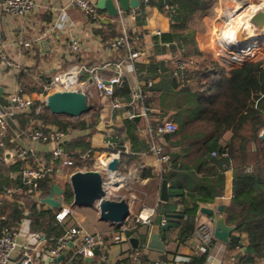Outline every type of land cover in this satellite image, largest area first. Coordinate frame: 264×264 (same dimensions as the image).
I'll list each match as a JSON object with an SVG mask.
<instances>
[{
  "label": "crops",
  "instance_id": "crops-1",
  "mask_svg": "<svg viewBox=\"0 0 264 264\" xmlns=\"http://www.w3.org/2000/svg\"><path fill=\"white\" fill-rule=\"evenodd\" d=\"M159 1L150 0L149 4L145 5L141 0L139 7L130 11H123L113 18V22L106 24L101 21L98 23L89 21L77 7L71 5L70 0H36V10L26 17L7 12L4 7V0H0V43L5 45L8 57L13 62L11 66L0 64V87L8 99L14 93H21L34 101L38 100L44 103V85L51 80L54 74L70 69L80 63H85L88 66L102 65L107 61L114 62L125 57L127 52L124 49L111 51L108 42L103 41L102 36L96 32L97 29L102 28V25L117 24L119 35L123 25L122 18H125V23L131 28V31L140 35L142 55L135 63V70L128 72L125 77V81L130 87V93L125 95L120 89L117 90V97L123 106L119 109H112L110 101L107 103L102 101L104 106L98 110L99 114L94 128L74 132L73 137L87 135L85 140L90 142L91 148L95 151L94 160L90 167L87 169L76 168L74 172L97 169L95 165H99L104 158H111L118 156V153H122L123 158L120 155L118 156L121 161L116 176L118 183L115 187L110 185L109 188L114 197H124L130 203L131 217L140 212L148 215L152 213L153 220L152 224L142 223L140 226L133 228L134 231L130 234L125 232L124 241L119 243L114 240V235L120 230V226L109 221L100 220V214L96 207L74 206L72 188L71 199L67 198L66 193L62 195L63 203L60 209H48V206L41 200L48 194L42 196V191L36 189L33 184H25L22 171L27 166L38 167L42 163H51L53 160L49 146L33 141L28 136L29 127L40 122L33 119L31 124L26 127L27 130H23L18 125L19 122L16 119L18 115H16L0 123V233L6 227L17 229L20 232V241L32 245L45 238L46 244L42 248L44 250L49 249L53 245L47 238V234L33 227L31 206L36 205L38 209H44L55 214L64 207H71L72 213L66 220L59 222L56 219L59 223H66L67 227H65L64 232L72 227L79 226L89 232L104 234L105 252L108 254L111 264H116L118 261L125 259L128 250H130V253L127 262L128 264H134L131 260V254L136 248L132 246L130 241V237L133 235H137L139 238L137 248H143L142 260L138 264H158V261L163 258L175 259L182 264L194 255L203 252L195 251L196 241L192 235L196 227L189 234L177 218V215L183 213L188 202H190L189 189L186 188L184 191L182 189H172L170 188V182L167 180L169 200L167 202L162 201L161 195L165 180L162 177L164 162L159 161L154 155L151 149L152 143L157 142L165 145L173 157L178 156L179 164L183 162L189 165L188 168L184 169V176H191L189 180H191L192 186L199 178L215 181L217 176L224 174L222 194L216 197L215 202L202 203L200 208L204 206L217 210L219 205L223 207L224 203L226 204L231 200L233 197L234 169L233 167H226L222 171L212 162L202 165L200 171L195 169V165L202 158V152L196 151V147L201 145L212 133V125L209 123L195 122L196 124L190 131V139L182 138L181 134L173 135L170 138L161 134H150L148 129L150 126L155 127L163 119H171L178 125L180 124L172 118L176 111L168 107V104L170 105L173 102L172 99H174V94L177 91L175 80L180 79L174 74L178 62L189 58H193L197 62V66H190L184 71L183 79L181 78L180 81L188 77V71L198 69L200 64L202 65L204 62L217 61L222 67L230 69L231 62L223 55L222 47L219 40L216 41L215 36L217 32L226 28L224 20L230 17L224 15V11L236 5V3L242 4L250 1L252 4H249L257 9L256 14L264 15V0H201L206 4L207 12L200 14V16L205 17L209 29L204 34H199L193 31L188 22L187 28L179 30L181 33L180 39L174 40L164 39V36L173 34L172 25L174 21H172V17L177 13L178 6L175 4V11L170 12L165 9V3L168 2H164L163 8H160ZM209 8H214L219 15L216 18L210 16ZM64 12L69 16L73 26L58 24ZM229 23L234 25L236 22L231 20ZM210 27L212 28L210 29ZM157 30L162 33L157 34ZM189 33L193 34L191 37L193 42L191 43L189 40L190 43L185 45L184 37ZM74 35L81 40L80 53H74L71 49V39ZM23 41L32 42V46L26 47L22 43ZM251 61H261L264 66L263 39H258V44L254 45V53L246 63ZM246 63L239 64L237 67ZM115 72V69L111 68L103 70V75L109 77ZM89 77V74H84L82 80L87 81ZM195 79L197 78L193 76L188 81L196 86ZM20 81L26 87L22 88ZM148 81L153 82L150 89L147 87ZM136 87L148 90L149 93L153 92L154 104L147 105L146 99L144 102L137 101L132 106H125L131 100V91ZM193 90L194 92H201L203 89L194 87ZM161 97L162 99H160ZM11 105V103L0 104V110L10 108ZM143 106L151 107L154 111H150L146 116L139 114L141 117L139 120H135L139 115L133 119L127 117L128 110L133 113H140ZM126 119L133 120L135 125L129 128ZM230 137L231 132H227L221 143L226 144ZM253 148L255 149V145H253ZM20 149H33L28 160L18 159L15 155ZM56 166L58 165L56 164ZM69 172L72 171L69 170ZM142 172H147L151 176L141 178ZM48 178L52 179L50 191L51 185L54 183H58L64 189L66 184L70 185L68 177H60L58 174H54L40 180L38 186L41 181ZM187 179L188 177H186ZM61 181H65L63 185H61ZM130 183L135 185V190L133 188L129 189ZM181 193L185 194L184 198L180 195ZM161 203H169L174 211V213L172 212V222L167 223L165 229L162 227L164 225H161V237L165 243L164 251L148 247L150 231L157 219L160 207L164 206L165 208V205L160 206ZM15 206L22 211V217L17 220L12 216ZM200 208L195 215L196 226L198 223L212 218L201 213ZM216 213L224 215L222 211L217 210ZM8 217L11 219L9 218L8 225H5L3 222H7ZM186 217L185 214L184 219ZM212 220L214 228V219L212 218ZM168 224L169 226H167ZM233 234L241 235L243 245L246 244V232L235 231ZM52 240L54 241V239ZM226 244L223 243L220 246L217 243L213 256L209 258L208 253L205 264H264V258H255L251 262H246V251L242 246H236L232 249L228 248ZM75 250L76 245H72L61 262H50L49 264L66 263V260L74 255ZM89 258L91 260H87ZM46 259L42 260V264H46ZM10 264H15V261ZM78 264H102V253L99 251L94 257L86 259L79 257Z\"/></svg>",
  "mask_w": 264,
  "mask_h": 264
},
{
  "label": "trees",
  "instance_id": "trees-1",
  "mask_svg": "<svg viewBox=\"0 0 264 264\" xmlns=\"http://www.w3.org/2000/svg\"><path fill=\"white\" fill-rule=\"evenodd\" d=\"M164 2L178 6L177 13L172 17L173 34L164 36L167 40L180 39L179 30L187 28V23L191 18L207 12L206 4L201 0H160L158 2L160 8H163ZM116 25H102V28L97 29L96 32L102 36L103 41L109 43L118 35ZM192 36L193 34L189 33L184 37L185 45L193 42ZM193 76L197 78L195 79L196 86L188 81ZM22 83V88L26 87ZM175 86L177 91L172 99L173 102L168 104V107L176 111L172 118L180 123L179 129L174 133L164 135L170 138L181 134L182 138L190 139L191 128L197 122L212 125V133L196 147V151L202 152V158L195 165V169L200 171L201 166L207 162H212L222 171L226 167H233V197L228 203H224L222 212L229 224L236 225L237 232L247 233V241L243 245L241 235L232 234L231 243L226 245L232 249L236 246L246 248V262H251L255 258H264V141L260 138L264 130V66L262 62L251 61L230 69L222 67L217 61L204 62L198 69L188 71L186 79L182 81L176 79ZM194 87L203 90L194 92ZM119 89L125 95L130 93L127 82L117 90ZM154 102V93L150 92L146 104L153 105ZM90 113L95 116V120L91 122L83 118L57 115L53 114L43 102L36 100L29 110L16 116V119L20 129L23 130H27L26 127L33 119H36L40 122L35 123L38 127L47 128L53 125L74 135L75 131L94 128L99 112L93 110L84 115ZM126 123L129 128L135 125L130 119H126ZM227 132H231V137L226 144H222L221 140ZM86 137L87 135L73 137L65 147L68 157L74 162L69 168L71 171L76 168L87 169L93 163L95 151L91 148L90 142L85 140ZM168 150L164 145V152L169 154V160L163 163L162 177L170 182L172 189L183 191L186 188L189 189L190 202L185 211L177 215V218L186 232L191 234L196 227L195 215L200 205L215 202L216 197L222 194L224 174L217 176L215 181L199 178L192 186L189 180L191 176H184V169L189 165L183 162L179 164L178 156L173 157ZM213 151H217L218 155L212 156ZM224 151L228 152V156L222 155ZM120 157L123 158L122 153ZM248 166L252 167L251 171L247 170ZM150 176L151 174L142 172L141 178ZM186 177H188L187 180ZM51 182V178L40 182L38 189L42 191V196L50 193ZM65 193L67 198H72L71 190L65 188ZM180 195L185 197L184 193ZM161 205H165L164 216L168 220L167 223H171L172 212L174 213L172 206L169 203H161ZM31 208L33 227L45 232L50 243L54 245L52 239L55 240L65 233L66 223H59L54 212L38 209L36 205H32ZM185 214L187 217L184 219ZM12 216L16 220L19 219L22 217V211L15 206ZM9 218L7 222H3L5 225H8ZM138 226L140 224L135 225V227ZM162 227L166 228L165 225ZM133 231L132 228L127 233L130 234ZM126 253L127 257L116 264H128L130 250ZM207 255L208 251L205 250L182 264H205ZM74 260L76 264L79 263V257Z\"/></svg>",
  "mask_w": 264,
  "mask_h": 264
},
{
  "label": "built area",
  "instance_id": "built-area-1",
  "mask_svg": "<svg viewBox=\"0 0 264 264\" xmlns=\"http://www.w3.org/2000/svg\"><path fill=\"white\" fill-rule=\"evenodd\" d=\"M150 0H143L145 5H148ZM71 5L77 7L91 22L98 23L103 14L97 7L95 0H70ZM250 1L242 4L236 3V5L227 8L224 11V15H228L224 20L225 29L221 30L218 39L219 44L222 47V53L231 62V68L237 67L246 63L254 53V45L258 44V39L264 40V34L258 36L255 33V28L258 25L253 21V17L256 14L255 7H252ZM249 4V5H248ZM256 5V3H254ZM262 6V5H261ZM5 10L11 14L26 17L32 14L37 7L36 0H4ZM262 8V7H261ZM165 9L170 12L175 11V4L165 3ZM236 11V12H235ZM232 12H235L232 14ZM122 13V12H121ZM120 13V14H121ZM237 18V20H236ZM125 18H122V29L120 34L109 41V49L111 51H119L124 49L127 54L118 61H107L102 65L88 66L85 63L74 65L72 68L62 70L51 78L44 85V94L53 90H73L78 86L83 85L86 81L82 80L84 74H89L94 78V81L99 90L101 99L107 103L110 101L112 109L121 108L122 102L117 97V89L124 85L125 77L128 72L135 70V63L142 55L140 49V35L131 31V28L125 23ZM231 20L236 21L234 24L236 29L231 31L229 28V22ZM61 26L69 24L73 26L69 16L66 12L61 16ZM232 25V26H234ZM233 28V27H232ZM157 34H161L160 30L156 31ZM248 40V41H247ZM250 41H252L250 43ZM26 47H31L32 42L23 41ZM71 49L74 53H80L81 40L77 36H72ZM0 64L12 65V60L8 57L5 49V45L0 43ZM197 66V62L193 58L186 60H180L177 64L175 76L183 79V73L190 66ZM115 69V73L109 77L103 75V70ZM153 86L152 81L147 82V87L150 89ZM149 96V91L143 88L136 87L131 91V100L127 102L125 106H132L137 101H145ZM11 101V107L0 110V123L7 118L15 117L29 110L34 100L21 93H14L9 96ZM140 113H133L128 110L127 117L130 119L141 114L146 116L150 111L154 109L151 107L143 106ZM179 129V125L171 119H163L153 127L150 126L148 131L150 134H170ZM28 136L31 140L47 144L49 146L50 153L52 155V162L49 164L42 163L38 167L27 166L22 171L25 184H33L36 189L40 180L47 176H53L58 174L60 177L69 178L74 171L69 172V168L73 165V160L70 159L66 152V145L73 139V135L67 133L64 130L59 129L57 126H48L47 128L38 127L33 125L28 129ZM151 149L154 155L159 161L169 160V154L164 152V145L161 143L153 142ZM33 149H20L16 152L18 159L28 160L29 155ZM118 156L120 153L117 154ZM213 156H217L218 152L213 151ZM222 155L228 156V152L224 151ZM111 158H104L99 165H95L97 169L105 171L107 164ZM56 164L58 166H56ZM248 171H251V167H247ZM110 197H114L113 192L108 188ZM72 213L71 207H64L56 212V219L59 222H63ZM152 213H149L146 217L140 212L133 217L129 216L120 226L114 235L116 242H123L125 232L131 230L136 224H152ZM167 218L163 216L162 225H166ZM193 238L196 241V252L207 250L209 258L214 254V248L217 243L223 245L224 242L218 240L214 236L213 220L209 218L205 221L198 223L193 233ZM72 243V244H71ZM46 244V239H42L38 243L32 245L20 241V232L13 228H4L0 233V264H10L15 261V264H42V260L46 257L58 258L62 254H65L67 250L76 245V250L72 257L66 260V263L73 264L74 258L81 257L86 259L88 257L95 256V250L97 249L102 253V264H111L106 251V241L104 234L100 232H89L82 227L75 226L68 229L62 236L54 240V245L44 250L42 247ZM143 248H136L131 254V260L134 264H138L142 260ZM66 257V255H65ZM158 264H181L175 259H161Z\"/></svg>",
  "mask_w": 264,
  "mask_h": 264
},
{
  "label": "water",
  "instance_id": "water-1",
  "mask_svg": "<svg viewBox=\"0 0 264 264\" xmlns=\"http://www.w3.org/2000/svg\"><path fill=\"white\" fill-rule=\"evenodd\" d=\"M97 7L102 11V23H111L114 17L118 16L123 11H130L131 9L139 7L141 0H95ZM258 27L255 28V33L258 36L264 34V15L256 14L253 17ZM11 101L4 95L0 87V104L6 105ZM45 106L57 115H68L71 117H79L92 110H100L104 103L97 85L92 76L81 86L73 90H53L48 92L44 97ZM140 115L135 118L139 120ZM261 140L264 141V130L260 134ZM121 161L118 156H113L109 160L106 171L108 177H105L101 170H78L70 176V185L73 191V205L79 207H96L100 214V220L109 221L117 226L122 223L131 215L130 203L124 197H110L107 195L108 188L116 186L118 167ZM111 185V186H110ZM65 189L58 183L51 185L50 193L43 197L41 200L48 206V209L62 207V195ZM162 201L169 200L168 181L165 179L162 188ZM222 205L217 207L218 211H222ZM210 207H201L200 212L209 215L214 219V236L218 240L230 244L232 234L236 231L237 227L234 224H229L224 215L216 213L217 211ZM164 216V206L160 207L159 214L155 223L153 224L148 240V247L151 249L164 251L165 243L162 240V218ZM130 241L134 248L139 245V238L137 235L130 237ZM72 244V243H71ZM246 249V248H245ZM99 251L96 249L95 254ZM65 258L62 254L58 258L48 257L45 260L46 264L50 262H61ZM87 260H91L90 258Z\"/></svg>",
  "mask_w": 264,
  "mask_h": 264
},
{
  "label": "rangeland",
  "instance_id": "rangeland-1",
  "mask_svg": "<svg viewBox=\"0 0 264 264\" xmlns=\"http://www.w3.org/2000/svg\"><path fill=\"white\" fill-rule=\"evenodd\" d=\"M210 9V12H209V15L210 16H212L213 18H216L217 17V15H219V13H218V11H215L214 10V8L212 9V8H209ZM188 25L193 29V31L194 32H198L199 34H204V32H206L209 28H208V24L206 23V21H205V17L204 16H200V15H198V16H195V17H193V18H191L190 20H189V23H188ZM212 27H210V29H211ZM213 33V32H212ZM219 33H220V31L219 32H217V34L215 35L216 36V41L218 42V37H220L219 36ZM93 111V110H92ZM75 118H77V117H75ZM78 118H83V119H86L87 121H92V120H95V116H93V114L92 113H90V114H86V115H81V116H79ZM252 155V154H251ZM253 156V155H252ZM102 173H103V175L105 176V177H108V173L106 172V171H102ZM64 182L65 181H61V185H63L64 184ZM65 187L67 188V189H69V190H71V186L69 185V184H66L65 185ZM134 189L135 190V185L133 184V183H130L129 184V189ZM70 201V200H69ZM68 201V202H69ZM66 203H67V201H66ZM68 204V203H67Z\"/></svg>",
  "mask_w": 264,
  "mask_h": 264
},
{
  "label": "bare ground",
  "instance_id": "bare-ground-1",
  "mask_svg": "<svg viewBox=\"0 0 264 264\" xmlns=\"http://www.w3.org/2000/svg\"><path fill=\"white\" fill-rule=\"evenodd\" d=\"M236 12V11H235ZM235 12H232V14H234ZM228 15H231L230 14V12L228 13ZM237 20V19H236ZM234 22H236V21H234ZM229 24V28H230V30L231 31H233V30H235L236 29V26L234 25V26H232L230 23H228ZM233 27V28H232ZM148 214H143V216L144 217H146Z\"/></svg>",
  "mask_w": 264,
  "mask_h": 264
}]
</instances>
